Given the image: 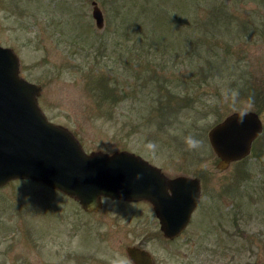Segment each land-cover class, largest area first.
Masks as SVG:
<instances>
[{
    "label": "rangeland",
    "instance_id": "1",
    "mask_svg": "<svg viewBox=\"0 0 264 264\" xmlns=\"http://www.w3.org/2000/svg\"><path fill=\"white\" fill-rule=\"evenodd\" d=\"M91 1L0 0V45L85 151L126 149L196 176L199 201L165 238L147 203L102 198L86 212L12 179L0 186V264H127L137 241L155 264H264V101L251 99L264 91V0H93L101 28ZM100 76L116 100L96 89ZM235 110L256 111L262 131L218 170L206 133Z\"/></svg>",
    "mask_w": 264,
    "mask_h": 264
},
{
    "label": "water",
    "instance_id": "2",
    "mask_svg": "<svg viewBox=\"0 0 264 264\" xmlns=\"http://www.w3.org/2000/svg\"><path fill=\"white\" fill-rule=\"evenodd\" d=\"M90 14L101 28L103 16L93 0ZM40 90L19 74L12 48L0 45V186L12 179L32 180L74 199L88 212L97 210L102 198L146 200L163 237L181 233L200 198L198 177L168 176L126 149L85 151L67 127L46 117L37 102ZM241 115L243 122L238 123ZM261 131L253 110L232 111L212 125L206 134L216 169L247 156ZM125 251L136 264H150L147 251L134 246Z\"/></svg>",
    "mask_w": 264,
    "mask_h": 264
},
{
    "label": "trees",
    "instance_id": "3",
    "mask_svg": "<svg viewBox=\"0 0 264 264\" xmlns=\"http://www.w3.org/2000/svg\"><path fill=\"white\" fill-rule=\"evenodd\" d=\"M96 80H97L96 89H100L101 95L107 98L110 97L113 100L117 99V96L113 95L114 93L113 88H111V86L107 84V79L105 77L100 76L97 77ZM254 97H251V99H253L255 103H259L261 106V104L263 103L262 101H264V91H257Z\"/></svg>",
    "mask_w": 264,
    "mask_h": 264
},
{
    "label": "flooded vegetation",
    "instance_id": "4",
    "mask_svg": "<svg viewBox=\"0 0 264 264\" xmlns=\"http://www.w3.org/2000/svg\"><path fill=\"white\" fill-rule=\"evenodd\" d=\"M23 180H27V179H23ZM32 181V180H31ZM9 182V181H8ZM50 188V187H49ZM52 189V188H51ZM53 190H55V189H53ZM55 191H57V190H55ZM57 192H59V191H57ZM61 195H63V196H65V197H67V198H69V199H72V198H70V197H68V196H66V195H64L63 193H61V192H59ZM114 200H118V199H114ZM125 201V200H124ZM129 203H135V202H142V203H147L148 205H149V207H150V209L152 210V207H151V204L148 202V201H146V200H136V201H128ZM82 209V208H81ZM83 210V209H82ZM85 211V210H84ZM86 212H88V211H86ZM89 212H91V211H89ZM158 222V221H157ZM180 234V233H179ZM127 246H134V247H137V248H139V249H142V250H145V251H147L148 252V254H149V256H150V264H155V260H154V258L152 257V254H151V252L147 249V247L145 246V244H144V242L143 241H137L136 243H133V244H128V245H125L124 246V251H125V249H126V247ZM125 253H126V251H125ZM126 255H127V253H126ZM78 256V255H77ZM36 264H39V261L38 262H36ZM127 264H136L132 259H130L129 257H128V255H127Z\"/></svg>",
    "mask_w": 264,
    "mask_h": 264
},
{
    "label": "clouds",
    "instance_id": "5",
    "mask_svg": "<svg viewBox=\"0 0 264 264\" xmlns=\"http://www.w3.org/2000/svg\"><path fill=\"white\" fill-rule=\"evenodd\" d=\"M243 118H244V115H241L238 119V123H242L243 122ZM190 143L195 146L196 144H198L197 141H190ZM137 178H140L139 176Z\"/></svg>",
    "mask_w": 264,
    "mask_h": 264
}]
</instances>
